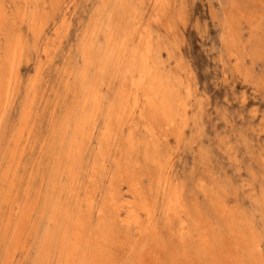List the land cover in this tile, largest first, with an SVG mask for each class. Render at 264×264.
I'll use <instances>...</instances> for the list:
<instances>
[{"label":"rangeland","instance_id":"rangeland-1","mask_svg":"<svg viewBox=\"0 0 264 264\" xmlns=\"http://www.w3.org/2000/svg\"><path fill=\"white\" fill-rule=\"evenodd\" d=\"M115 1L0 0V7H3L4 9L2 10L1 8L0 11V16L2 18L0 26V71L1 73L3 72L2 75L4 79V86L8 90V94H5L3 102L0 105V159L2 158L0 161V172H2L0 174V237L3 235L0 239V255L2 254L0 256V264H2L1 262H3V264H64L66 257L64 252L66 251L65 253H67L66 245L69 243L68 239L70 240L71 238L73 224L78 219L86 220V222H88V228L84 238L87 242L89 241V244L91 240L95 239V241L98 240L99 244L103 246V243L101 242V236H99L101 232L108 231V234H112L108 236V241L106 244H104V247H106L108 251V257L107 259H104L105 264H133L138 255L145 251L150 245H152V243H157L158 246H162V248L159 247L161 250L159 249L158 251V260L156 261L157 264H190V259H192L195 264H215V261H213L210 256L205 254V248L213 250L212 252L219 255L220 258H226V255L229 253H232L233 255L236 254L239 257L241 256L240 259L243 261L242 264H257V260L259 258L261 259H259L258 264H260V261L262 260L263 261L261 264H264V0H169V4L167 5L169 9H167V13L165 14L166 17L164 16V19L159 23H154L151 20L155 6L154 0H127V5H129V8H134L137 10V14H135L137 16L133 15V17L129 16L124 8L118 6L117 2L121 0ZM11 3H13V6H11ZM15 5L17 8L14 7ZM132 5H134V7ZM21 6L22 11L19 8ZM49 6H51V8ZM136 6L140 7L137 8ZM108 7H110V9ZM46 9L49 13L46 11ZM111 10L113 11L112 13ZM93 14L94 16H92ZM139 18H141L142 22L148 23L150 27L153 38L155 65L163 77H168L166 78L165 83H173L176 88L180 86L176 89L177 99L180 98V101L183 100L182 107L184 108H174L175 113H179L180 115L178 114L179 116L171 125L168 124L167 120L164 119L162 115L155 117L156 119L153 121V123L157 132L156 136L159 139L156 138L153 143H149L148 146L150 147H147L145 144H143V141L148 139L145 138L147 137V134L141 128V126H137L135 131H133V137L137 144L135 149L131 150L128 145V135L131 130L127 125L123 126L118 131L115 140H113L109 146H107V148L101 149L103 154H105V162L103 163L101 160L102 157L99 156L102 121L107 114L106 111H108V105L111 106L117 103L116 95L122 82L119 72L123 68H128V63H126V61H118L116 60V57H113L114 53L111 54L113 47L109 45L110 43L107 39V36L109 34L111 36L116 33L117 35L115 34L114 38L117 40V36L119 37V35L124 33L126 30L131 29L133 27L132 25H138L135 23V21H137ZM98 19L100 22H98ZM110 19L112 22H110ZM103 21L105 23H103ZM33 24H36L35 28L33 27ZM4 25H7V30L5 29ZM91 27L93 29L96 27L97 29L99 28L97 31V36L93 38L90 37V32L93 30ZM127 27L131 28L128 29ZM12 28L16 30L13 32ZM52 30L56 31L54 32ZM20 31L23 32L21 33ZM62 31L63 34L61 33ZM3 32H5L7 35L3 34ZM24 32L26 33L25 35ZM14 34L16 38L19 34V39L15 40ZM86 34L88 35L86 36ZM1 37H9L7 39L5 38V42L8 41V43H5ZM82 38L85 39L82 40ZM9 40H11V42ZM17 41L21 44L23 42L24 45L22 44V49L18 53L19 55L17 54L12 62V60L10 61L8 58V51L12 48L13 43ZM85 44L89 46L87 54L89 55L90 52L92 53L88 56L90 58H88V62L86 63L83 62ZM4 46H6V49ZM2 49H5V51L3 52ZM32 49L34 50V53ZM37 49L39 52H37ZM78 50L80 51L78 52ZM99 51L101 53H99ZM104 54L107 56V58ZM18 57L19 60H16ZM97 59L99 60L97 61ZM1 61H3L2 64ZM90 62L93 63L91 64ZM10 63L12 64L10 65ZM1 65L4 68H2ZM6 68L8 71L3 70ZM35 68L36 71H34ZM79 71H82V73ZM81 76H83L84 80L81 78ZM33 77L34 79L36 77L38 78L33 80ZM85 81L90 83L92 82L93 85H96L94 86L96 87L97 92L101 95V105L103 107L101 106L102 109L98 115L97 128L90 132L91 135H88V131V133L85 135V138L82 140L84 142H81V134H78V136L75 134V132L76 130H80V119L81 116L84 115L83 111H86L82 108L84 99L86 97L85 95L87 93ZM107 81L108 83H106ZM184 82H186L187 86L183 85L185 84ZM78 87L84 89L83 94L82 89H79ZM109 91L112 92L109 93ZM34 92L35 95L37 94L38 96H33ZM78 93H80L82 96ZM77 96L78 98H76ZM74 98H76V100ZM103 98L108 100L106 101ZM112 100H114V102ZM24 101L25 103H23ZM24 105L26 106L24 107ZM29 107L31 109H28ZM26 110H30V116L26 123L27 130L26 135H24L25 138L23 137L22 140L18 142L21 144L20 146L19 144H16L18 139V136L16 135H19L18 132L23 127V112H26ZM179 111H183L185 113L183 114V112L180 113ZM68 115L70 116L68 117ZM64 117L65 119H63ZM69 119L72 120L70 121ZM74 120L77 121L75 124ZM66 121L69 122L67 123ZM28 123L29 125H27ZM187 124L188 126H186ZM99 128L101 130H99ZM56 129L59 131L57 130L56 132ZM68 130L69 133L67 134ZM63 131L64 133H61ZM60 133L61 135L63 134L62 137L59 135ZM183 136L185 138H183ZM73 140H75V142ZM80 144L82 145L83 151L80 149L81 154L78 156L75 153L79 147L81 148ZM1 147L3 149H1ZM23 147L27 148L24 149ZM11 148L14 150V152L16 151V154L14 152L11 153ZM144 148L148 152L151 149L152 150L148 153ZM61 150L62 152H60ZM2 151L5 152L2 153ZM141 153L143 154L141 155ZM147 153L150 156H148ZM75 155L76 157H74ZM166 155L167 158H164ZM152 156H157L155 158L156 160L152 161ZM13 160L16 162L14 163ZM133 161L137 162V166L135 167L136 170L134 167H132V163L134 164ZM55 162L58 163L57 166L55 165ZM69 162L71 166H69ZM138 162L140 163V167ZM164 163H166V165ZM94 164L97 165L96 168L98 169H94L96 191L93 210L101 207L106 209L107 212L104 215H98L96 211H93L88 216H82L81 211H83L82 209L84 208V206H82V200L86 196V193L90 190L91 186L88 181V174L93 171L92 167ZM4 167H7L8 170L12 172V174ZM10 167H13L14 169ZM125 167L126 169L124 170H126V172H128L132 178L133 176L135 180L138 178L136 181L139 183L142 193H145L144 195L148 198L155 211L153 225L156 227L154 228V232L150 231L143 235L144 232L141 228H138L133 224L128 225L123 222L125 219L123 217L127 216V213L125 214L126 209H119L118 212H114L113 210L111 211L108 209L106 205L105 198L108 195L106 192L109 193V189L111 188L110 185H108L109 182H111V179L113 182L112 186L115 188L120 199L129 198L127 193L128 190L126 191V177L119 176L120 171ZM139 169L144 171H140ZM150 169H152L153 172H151L152 170L149 171ZM3 170L8 174L7 178L6 173L4 174ZM84 170H86V172ZM13 173H15V175H13ZM67 175H69L68 178ZM158 175L162 178L164 177L169 185H173L172 187H177V189L180 190L182 201L184 200L183 203L185 206H187L186 208L190 212V216L188 217V225L186 227V234L188 235H184L186 238L184 240L185 244H183V247L181 246L180 240H178V238L181 239V234L178 233L180 226L178 220L179 217L173 220H168L166 218V194L164 195L163 190L158 185ZM11 176L13 179H11ZM18 176L20 178H18ZM71 177L73 178L72 181ZM8 178L10 179L11 183L8 182ZM198 179H202V182ZM13 180L17 182L15 183ZM198 181L202 184L199 185ZM43 186L44 188H42ZM81 187L83 188L81 189ZM69 188L71 190H69ZM152 189L153 192H151ZM159 189L162 190V193ZM155 190H158V192ZM2 191H5V193ZM52 191L56 193L53 195ZM16 194H18V196ZM32 195L33 197L35 196L33 199ZM162 195L164 197H162ZM68 197L71 199V201L68 199ZM48 198L49 200H47ZM211 199L213 201H210ZM157 202H159V204ZM211 202L215 204H212ZM101 203L103 205H101ZM4 204L6 205L5 207ZM70 204L72 205L70 206ZM14 205L16 209L14 208ZM158 208L160 210H158ZM200 208L202 209L200 210ZM37 209L38 213L36 211ZM191 209L192 211H190ZM196 214H198V216ZM15 215L20 217H16ZM9 218H11V220H9ZM58 220H61V223H59ZM166 221L168 223H166ZM234 221L237 226L233 224ZM230 222H232V224ZM219 223H222V226L219 225ZM229 223L231 226L233 225L234 228L236 226L234 232L232 229L233 227H231ZM12 225L15 228H12ZM39 225L40 227H38ZM62 226L63 230L61 229ZM97 226L99 230H97ZM126 227L129 231L126 230ZM217 229L220 230V232ZM55 231V234L59 236L61 235L60 238H58L59 236L57 235L55 236ZM51 232L52 235H50ZM58 233H62L64 236ZM221 233H223L225 237ZM124 234L127 237L122 239V235ZM66 237L69 238L66 239ZM242 237H246L249 241H253L258 244V252L255 251L253 255L255 257L252 256L251 258V256H248L245 253L243 247H241ZM135 238L136 240H134ZM220 238H222L221 241ZM60 239L61 241H59ZM120 239L121 242H119ZM224 240H227L228 242ZM125 242L127 243L128 248H126L125 251L118 249V245L125 244ZM225 242L228 246H225ZM186 243L187 246H185ZM164 244L167 245V248L164 247ZM233 245L236 246L233 248ZM127 251L131 255H129ZM242 255H244V258ZM52 256L53 258L51 259ZM76 257L77 258L73 264H86L81 262V251L76 252ZM254 260H256V262Z\"/></svg>","mask_w":264,"mask_h":264},{"label":"bare ground","instance_id":"bare-ground-1","mask_svg":"<svg viewBox=\"0 0 264 264\" xmlns=\"http://www.w3.org/2000/svg\"><path fill=\"white\" fill-rule=\"evenodd\" d=\"M24 1V0H23ZM28 1V0H27ZM33 1V0H32ZM41 1V0H40ZM44 1V0H43ZM97 1V0H96ZM115 1V0H114ZM108 2V1H107ZM111 2V1H110ZM116 2V1H115ZM17 3V2H16ZM15 3V4H16ZM28 3V2H27ZM37 3V2H36ZM39 3V2H38ZM114 3V2H113ZM140 3H142V2H140ZM177 3V2H176ZM179 3V2H178ZM7 4V3H6ZM12 5L11 6H13V3H11ZM24 4V3H23ZM101 4H102V1H101ZM115 4V3H114ZM117 4H118V6L119 7H122V8H124V10L129 14V16H132L133 17V15H135V14H137V10H135L134 8H129V5H127L128 3H127V0H121V1H118L117 2ZM154 4H155V6H154V9H153V13H152V16H151V20L154 22V23H159V22H161L163 19H164V16L166 17V13H167V9H169L168 8V4H169V0H154ZM1 5V4H0ZM18 5V4H17ZM20 5V4H19ZM45 5V4H44ZM50 5V4H49ZM110 5V4H109ZM116 5V4H115ZM136 5V4H135ZM110 6H112V5H110ZM133 7H134V5H132ZM151 6V5H150ZM14 7H16V5L14 6ZM32 7V6H31ZM47 7V6H46ZM50 8H51V6H49ZM137 7V6H136ZM138 7H140V6H138ZM137 7V8H138ZM1 8H2V10H4L3 9V7H0V11H1ZM17 8V7H16ZM20 8V10H21V8H22V6L21 7H19ZM59 8V7H58ZM62 8V7H61ZM73 8V7H72ZM109 9H110V7H108ZM113 8V7H112ZM141 8H142V6H141ZM10 9H12V8H10ZM118 9V8H117ZM134 9V10H133ZM172 9V8H171ZM7 10V9H6ZM19 10V11H20ZM59 10H61V9H59ZM59 10H58V12H59ZM99 10H101V9H99ZM140 10V9H139ZM174 10V9H173ZM182 10V9H181ZM22 11V10H21ZM24 11V10H23ZM46 11H47V9H46ZM109 11V10H108ZM120 11V10H119ZM118 11V12H119ZM143 11V10H142ZM48 12V11H47ZM55 12V11H54ZM104 12V11H103ZM113 11L111 10V13H112ZM180 12V11H179ZM183 12V11H182ZM181 12V13H182ZM1 13H3V12H1ZM25 13V12H24ZM49 13V12H48ZM60 13V12H59ZM72 13V12H71ZM70 13V14H71ZM74 13V12H73ZM99 13V12H98ZM4 14H5V11H4ZM54 14V13H53ZM110 14V13H109ZM120 14V13H119ZM142 14H143V12H142ZM3 15V14H2ZM58 15H60V14H58ZM112 15H114V14H112ZM116 15H117V12H116ZM127 15V14H126ZM174 15H176V14H174ZM49 16V15H48ZM68 16V15H67ZM92 16H94V14L92 15ZM122 16V15H121ZM123 16H124V13H123ZM135 16H137V15H135ZM149 16V15H148ZM177 16V15H176ZM5 17V16H4ZM24 17V16H23ZM66 17V16H65ZM109 17H110V15H109ZM146 17V16H145ZM171 17V16H170ZM38 18V17H37ZM56 18V17H55ZM69 18V17H68ZM99 18H101V17H99ZM144 18V17H143ZM178 18V17H177ZM1 16H0V26H1ZM20 19V18H19ZM32 19V18H31ZM35 19V18H34ZM106 19H107V17H106ZM150 19V18H149ZM173 19V18H172ZM69 20H71V19H69ZM99 20V19H98ZM105 20V19H104ZM111 20V19H110ZM18 21H20V20H18ZM89 21H91V20H89ZM115 21V20H114ZM131 21V20H130ZM175 21V20H174ZM71 22V21H70ZM98 22H100V20L98 21ZM110 22H112V20L110 21ZM151 22V21H150ZM33 23V22H32ZM31 23V24H32ZM69 23V22H68ZM92 23V22H91ZM91 23H89V24H91ZM103 23H105L104 21H103ZM125 23V22H124ZM128 23H129V19H128ZM135 23H137L138 25H136V24H134V25H132L133 27L131 28V27H127L128 29L129 28H131V29H129V30H126L124 33H122L121 35H119V37L117 36V40H116V38H114V35L116 34H114V35H111L110 36V34L107 36V39H108V41H109V45H111L112 47H113V49L111 50V54L112 53H114L113 54V57H116V60H118V61H126V63H128V68H126L125 66V68L126 69H122L119 73H120V75H121V78H122V82H121V86H120V88H118L117 89V87H116V89L118 90V92H117V95H116V97H117V103H115V105H108V111H106L107 112V114L105 115L104 113V115H105V118H104V120L102 121V131H101V137H100V143H99V149H100V154H99V156L100 157H102L101 158V160H102V162L104 163L105 162V159H104V156H105V154H103V152H102V150L101 149H103V148H107V146H109V144L113 141V140H115V138H116V135H117V133H118V131L123 127V126H125V125H127L128 127H129V129L131 130L130 131V133H129V137H128V145H129V148L131 149V150H134L135 149V147H136V144H137V142L135 141V139H134V137H133V131H135V128H137V126H141V128L145 131V133L147 134V137H145V138H148V139H146V140H144L143 141V144H145L147 147H150V146H148V144L149 143H153L155 140H156V138H157V132H156V129H155V127H154V123H153V121L156 119L155 117L156 116H159V115H162V117L164 118V119H166L167 120V122H168V124L169 125H171V124H173L174 123V120H176L177 119V117L180 115L179 113V115L177 114V113H175V111H174V108L176 107H179V108H184V107H182L183 106V100L182 101H180L179 99H177V93H176V89L178 88V87H180V86H178L177 88L173 85V83L172 84H170V83H165V80H166V78H168V77H163L160 73H159V71H158V68L156 67V65H155V61H154V50H153V38H152V35H151V31H150V27H149V25H148V23H145V22H142L141 21V18H139L137 21H135ZM50 24V23H49ZM67 24V23H66ZM114 24V23H113ZM112 24V25H113ZM119 24V23H118ZM117 24V25H118ZM123 24V23H122ZM127 24V23H126ZM130 24H131V22H130ZM22 25V24H21ZM53 25V24H52ZM107 25V24H106ZM154 25V24H153ZM175 25V24H174ZM5 26V29H6V26L7 25H4ZM20 26V25H19ZM35 26H36V24H33V27L35 28ZM46 26V25H45ZM44 26V27H45ZM94 26V25H93ZM92 26V27H93ZM105 26V25H104ZM114 26V25H113ZM116 26V25H115ZM121 26V25H120ZM156 26V25H155ZM41 27H42V25H41ZM91 27V28H92ZM97 27H98V25H97ZM97 27L96 28H92L93 30L90 32V37H95V36H97V31H98V29H97ZM122 27V26H121ZM46 28V27H45ZM91 28H89V29H91ZM159 28V27H158ZM172 28H173V25H172ZM171 28V29H172ZM5 29H4V31H5ZM13 29V28H12ZM53 29V28H52ZM66 29V28H65ZM65 29H63V30H65ZM97 29V30H96ZM169 29V28H168ZM7 30V29H6ZM14 30H16V29H13V32H14ZM23 30V29H22ZM48 30V29H47ZM70 30V29H69ZM116 30H118V29H116ZM125 30V29H124ZM123 30V31H124ZM166 30V29H165ZM10 31H12V30H10ZM18 31V30H17ZM24 31V30H23ZM22 31V32H23ZM52 31H56V30H52ZM84 31V30H83ZM105 31V30H104ZM108 31V30H107ZM111 31V30H110ZM12 32V33H13ZM21 32V31H20ZM21 32V33H22ZM53 32V33H54ZM70 32V31H69ZM115 32V31H114ZM116 32H118V31H116ZM121 32H122V30H121ZM175 32V31H174ZM35 33V32H34ZM40 33V32H39ZM47 33V32H46ZM62 34H63V31L61 32ZM86 33V32H85ZM109 33V32H108ZM3 34H5V32H3ZM17 34V33H16ZM26 33L24 32V35H25ZM43 34V33H42ZM56 34V33H55ZM66 34V33H65ZM101 34V33H100ZM169 34V33H168ZM5 35H7V34H5ZM23 35V36H24ZM41 35V34H40ZM88 34H86V36H87ZM99 35V34H98ZM102 35V34H101ZM100 35V36H101ZM117 35V34H116ZM173 35H174V33H173ZM14 36H15V34H14ZM18 36H19V34H18ZM17 36V38H16V36H15V40L16 39H19V37ZM47 36V35H46ZM62 36V35H61ZM60 36V37H61ZM11 37H12V35H11ZM40 37V36H39ZM39 37H38V39H39ZM63 37V36H62ZM103 37H104V35H103ZM102 37V38H103ZM2 38V37H1ZM5 38L7 39V38H9V37H4V38H2L3 40H4V42H5ZM44 38V37H43ZM48 38V37H47ZM46 38V39H47ZM91 38V39H92ZM97 38V37H96ZM95 38V39H96ZM14 39H11V40H14ZM24 39V38H23ZM28 39V38H27ZM59 39V38H58ZM63 39V38H62ZM83 39H85V38H82V40ZM11 40H9L10 42H11ZM37 40V39H36ZM42 40V39H41ZM51 40V39H50ZM60 40V39H59ZM89 40H90V38H89ZM98 40V39H97ZM20 41V40H19ZM44 41H46V40H44ZM53 41V40H52ZM93 41H94V39H93ZM100 41V40H99ZM107 41V42H108ZM3 42V41H2ZM7 43H8V41H6ZM5 42V43H6ZM21 42V41H20ZM20 42H15V43H13V46H12V48L10 49V47H9V51H8V58L10 59V61L12 60V62H13V60H14V57L21 51V49H22V46L24 45L23 44V42H22V44L20 43ZM43 42V41H42ZM59 42V41H58ZM86 42V41H85ZM101 42V41H100ZM162 42V41H161ZM41 43V42H40ZM52 43V42H51ZM59 43H61V42H59ZM83 43H84V41H83ZM102 43V42H101ZM30 44V43H29ZM47 44V43H46ZM53 44V43H52ZM62 44V43H61ZM99 44V43H98ZM103 44V43H102ZM3 45H5V44H3ZM26 45V44H25ZM38 45V44H37ZM43 45H45V44H43ZM101 45V44H100ZM7 46V45H6ZM6 46H4V48L6 47ZM27 46V45H26ZM46 46V45H45ZM44 46V47H45ZM50 46V45H49ZM102 46V45H101ZM100 46V47H101ZM155 46V45H154ZM1 47V46H0ZM31 47V46H30ZM60 47V46H59ZM38 48H39V46H38ZM50 48V47H49ZM79 48H80V45H79ZM83 48V47H82ZM84 48H85V51H84V56H83V62H88V58H90V57H88L90 54H92L91 52L89 53V55L87 54V50H88V48H89V46L87 45V44H85V46H84ZM83 48V49H84ZM99 48V47H98ZM97 48V49H98ZM102 48V47H101ZM108 48H109V46H108ZM107 48V49H108ZM167 48V47H166ZM6 49V48H5ZM5 49H2L3 50V52L5 51ZM45 49H46V47H45ZM60 49V48H59ZM96 49V48H95ZM106 49V48H105ZM28 50V49H27ZM33 50V49H32ZM80 50H78V52H79ZM83 51V50H82ZM89 51H91V50H89ZM94 51V50H93ZM7 52V51H6ZM37 52H39L38 51V49H37ZM36 52V53H37ZM41 52V51H40ZM48 52H49V50H48ZM53 52H54V50H53ZM104 52H105V50H104ZM24 53V52H23ZM30 53V52H29ZM33 53H34V50H33ZM50 53V52H49ZM97 53V52H96ZM99 53H101L100 51H99ZM107 53V52H106ZM155 53H156V51H155ZM164 53V52H163ZM27 54V53H26ZM39 54V53H38ZM37 54V55H38ZM48 54V53H47ZM109 54V53H108ZM7 55V54H6ZM19 55V54H18ZM31 55V54H30ZM45 55V54H44ZM51 55V54H50ZM96 55V54H95ZM105 55V54H104ZM161 55V54H160ZM21 56H22V54H21ZM24 56V55H23ZM53 56H54V54H53ZM93 56V55H92ZM99 56H101V55H99ZM103 56V55H102ZM106 56V55H105ZM28 57V56H27ZM77 57H78V54H77ZM20 58H22V57H20ZM24 58V57H23ZM44 58H45V56H44ZM50 58V57H49ZM106 58H107V56H106ZM19 60V57L18 58H16V60ZM40 59V58H39ZM52 59V58H51ZM54 59V58H53ZM92 59H93V57H92ZM91 59V60H92ZM102 59H103V57H102ZM28 60H29V58H28ZM48 60V59H47ZM99 59H97V61H98ZM109 60V59H108ZM114 60H115V58H114ZM21 61V60H20ZM25 61H26V58H25ZM90 61V60H89ZM95 61V60H94ZM2 62L3 61H1V64H2ZM23 62V61H22ZM30 62V61H29ZM28 62V63H29ZM106 62V61H105ZM5 63V62H4ZM25 63H27V62H25ZM47 63V62H46ZM91 64L93 63V62H90ZM89 63V64H90ZM100 63H102V62H100ZM108 63V62H107ZM12 63H10V65H11ZM14 64V63H13ZM17 64H20V63H17ZM82 64V63H81ZM103 64V63H102ZM120 64V63H119ZM16 65V64H15ZM36 65H37V63H36ZM41 65V64H40ZM84 65V64H83ZM117 65V64H116ZM121 65V64H120ZM2 66V65H1ZM5 66V65H4ZM9 66V65H8ZM8 66H7V68H8ZM44 66V65H43ZM89 66V65H88ZM93 66V65H92ZM161 66V65H160ZM159 66V67H160ZM46 67V66H45ZM83 67V66H82ZM85 67V66H84ZM100 67H101V64H100ZM111 67H112V65H111ZM120 67H122V66H120ZM164 67V66H163ZM2 68H4L3 66H2ZM3 69V70H7L8 71V69ZM13 68V67H12ZM16 68V67H15ZM89 68H90V66H89ZM96 68V67H95ZM108 68V67H107ZM114 68V67H113ZM162 68V67H161ZM43 69V68H42ZM80 69H81V66H80ZM85 69H87V68H85ZM112 69V68H111ZM10 70H11V68H10ZM91 70H92V68H91ZM102 70V69H101ZM34 71H36V68L34 69ZM44 71H45V69H44ZM104 71V70H103ZM20 72V71H19ZM80 72V71H79ZM78 72V73H79ZM84 72V71H83ZM100 72V71H99ZM113 72V71H112ZM112 72H111V74H112ZM3 73V72H2ZM2 73H1V71H0V105L2 104V102H3V98H4V96H5V94L8 92V90L6 89V87L4 86V79H3V75H2ZM11 73V72H10ZM80 73H82V71L80 72ZM69 74V73H68ZM174 74V73H173ZM179 74V73H178ZM34 75V74H33ZM38 75V74H37ZM80 75V74H79ZM102 75V74H101ZM106 75V74H105ZM113 75V74H112ZM112 75H110V76H112ZM171 75V74H170ZM187 75V74H186ZM39 76H40V74H39ZM97 76V75H96ZM35 77V76H34ZM34 77H33V80H35V79H37L38 77H36L35 79H34ZM98 77V76H97ZM120 77V76H119ZM188 77V76H187ZM81 78L83 79V76H81ZM96 78V77H95ZM115 78V77H114ZM189 78V77H188ZM9 79V78H8ZM81 79V80H82ZM88 79V78H87ZM90 79V78H89ZM103 79V78H102ZM174 79H175V76H174ZM183 79V78H182ZM14 80V79H13ZM39 80V79H38ZM37 80V81H38ZM84 80V79H83ZM95 80V79H94ZM99 80V79H98ZM109 80V79H108ZM16 81V80H15ZM18 81V80H17ZM32 81V80H31ZM68 81V80H67ZM119 81V80H118ZM176 81V80H175ZM181 81V80H180ZM187 81V80H186ZM10 82V81H9ZM40 82H42V81H40ZM81 82V81H80ZM18 83V82H17ZM38 83V82H37ZM84 83V82H83ZM97 83V82H96ZM100 83V82H99ZM106 83H108V81L106 82ZM176 83V82H175ZM180 83V82H179ZM185 84H183V85H186L187 86V84H186V82H184ZM15 84V83H14ZM31 84H32V82H31ZM40 84V83H39ZM80 84V83H79ZM113 84V83H112ZM118 84H119V82H118ZM18 85V84H17ZM42 85V84H41ZM81 85V84H80ZM79 85V86H80ZM85 85L87 86H84V87H86V90H87V93H86V97H85V99H84V102H83V106H82V108L84 109V110H86V111H83L84 112V115H82L81 116V124H80V130L78 131V130H76V132H75V130H74V132H75V134L76 135H78V134H81V142H84V141H82L84 138H85V135L88 133V131H89V133H88V135H91V131L92 130H94L95 128H97V125H98V115H99V112H100V110L102 109L101 108V102H102V98H101V95L97 92V89H96V85L94 86L93 84H92V82L90 83V82H87V81H85ZM176 85H177V83H176ZM182 85V86H183ZM37 86V85H36ZM35 86V87H36ZM66 86V85H65ZM82 86H83V84H82ZM17 87V86H16ZM104 87H106V86H104ZM108 87V86H107ZM112 87V86H111ZM79 89L81 88V87H78ZM187 88V87H186ZM12 89V88H11ZM67 89V88H66ZM78 89V90H79ZM82 89V88H81ZM99 89V88H98ZM111 89V88H110ZM182 89V88H181ZM18 90V89H17ZM36 90V89H35ZM75 90V89H74ZM73 90V91H74ZM107 90H108V88H107ZM107 90H106V92H107ZM116 90V91H117ZM12 91V90H11ZM13 91H14V88H13ZM19 91V90H18ZM190 91V90H189ZM20 92H22V91H20ZM66 92V91H65ZM80 92H81V90H80ZM83 92H84V89H82V94H83ZM110 92H112V91H109V93ZM37 93V92H36ZM188 93V92H187ZM8 94V93H7ZM32 94V93H31ZM78 94H80V93H78ZM180 94V93H179ZM22 95V94H21ZM35 95V92H34V94H33V96ZM37 95V94H36ZM35 95V96H36ZM40 95H41V93H40ZM81 95V94H80ZM108 95V94H107ZM111 95V94H110ZM184 95V94H183ZM38 96V95H37ZM65 96V95H64ZM82 96V95H81ZM80 96V97H81ZM186 96V95H185ZM15 97V96H14ZM72 97V96H71ZM74 97V96H73ZM106 97V96H105ZM113 97V96H112ZM111 97V98H112ZM12 98V97H11ZM27 98V97H26ZM25 98V99H26ZM41 98V97H40ZM76 98H78V96L76 97ZM76 98H74L75 100H76ZM83 98V97H82ZM104 99V98H103ZM114 99V98H113ZM188 99V98H187ZM6 100V99H5ZM26 100H28V99H26ZM36 100V99H35ZM82 100V99H81ZM104 100H106V99H104ZM108 100V99H107ZM106 100V101H107ZM184 100H185V98H184ZM17 101V100H16ZM34 101V100H33ZM40 101V100H39ZM69 101H71V100H69ZM113 102H114V100H112ZM111 101V102H112ZM9 102H10V100H9ZM32 102V101H31ZM81 102V101H80ZM11 103V102H10ZM23 103H25V101L23 102ZM28 103V102H27ZM26 103V104H27ZM33 103V102H32ZM73 103V102H72ZM5 104H6V102H5ZM187 104V103H186ZM107 105V104H106ZM188 105V104H187ZM2 106H4V105H2ZM26 105H24V107H25ZM30 106V105H29ZM68 106H69V104H68ZM10 107V106H9ZM19 107H20V105H19ZM24 107H23V110H24ZM103 107V106H102ZM106 107V106H105ZM186 107V106H185ZM6 108V107H5ZM38 108V107H37ZM1 109V108H0ZM28 109H31L30 107L28 108ZM80 110V109H79ZM106 110H107V108H106ZM176 110V109H175ZM7 111V110H6ZM9 111V110H8ZM79 112V111H78ZM180 113L181 112H183V111H179ZM185 112H183V114H184ZM64 114H65V111H64ZM68 114V113H67ZM4 115V114H3ZM186 115V114H185ZM1 116H2V114H1ZM21 116H22V114H21ZM29 116H30V110H26V112H23V127L20 129V131L18 132L19 133V135H16V136H18V139H17V142H16V144H19L20 146H21V144L20 143H18L20 140H22V138L24 137V135H26V130H27V126H26V123H27V121L29 120ZM70 115H68V117H69ZM101 116V115H100ZM182 116V115H181ZM35 117V116H34ZM77 117V116H76ZM79 117V116H78ZM103 117V116H102ZM185 117V116H184ZM22 118V117H21ZM75 118V117H74ZM180 118V117H179ZM19 119H20V117H19ZM63 119H65V117L63 118ZM76 119V118H75ZM70 120V119H69ZM72 120V119H71ZM70 120V121H71ZM78 120V119H77ZM9 121H10V119H9ZM64 121V120H63ZM75 121V120H74ZM8 122V121H7ZM33 122V121H32ZM67 122V121H66ZM65 122V123H66ZM69 122V121H68ZM67 122V123H68ZM77 121H75L74 122V124L76 123ZM78 123H80V122H78ZM64 124V123H63ZM179 124V123H178ZM185 124V123H184ZM184 124H181V125H184ZM27 125H29V123L27 124ZM78 125V124H77ZM101 125V124H100ZM190 125V124H189ZM5 126H6V124H5ZM8 126V125H7ZM9 126H10V124H9ZM34 126V125H33ZM64 126V125H63ZM67 126H68V124H67ZM66 126V127H67ZM186 126H188V124L186 125ZM21 127V126H20ZM31 127H32V123H31ZM30 127V128H31ZM60 127V126H59ZM59 127H58V129H59ZM29 128V129H30ZM76 128V127H75ZM58 129H56V132H57V130ZM65 129V128H64ZM77 129V128H76ZM100 128H99V130H101ZM178 129H179V126H178ZM181 129V128H180ZM53 130V129H52ZM62 130V129H61ZM97 130V129H96ZM141 130V129H140ZM59 131V130H58ZM164 131V130H163ZM30 132V131H29ZM52 132V131H51ZM73 132V133H74ZM137 132V131H136ZM135 132V133H136ZM141 132V131H140ZM7 133H8V131H7ZM61 133H64V131L63 132H61ZM61 133L59 134V135H61ZM66 133V132H65ZM69 133V130H68V132H67V134ZM181 133V132H180ZM4 134V133H3ZM27 134H28V132H27ZM51 134V133H50ZM71 134H72V132H71ZM7 135V134H6ZM5 135V136H6ZM63 135V134H62ZM62 135H61V137H62ZM138 135V134H137ZM143 135V134H142ZM179 135V134H178ZM185 135V134H184ZM71 136V135H70ZM79 136V135H78ZM160 136V135H159ZM27 137V136H26ZM72 137V136H71ZM2 138V137H1ZM12 138V137H11ZM17 138V137H16ZM25 138V137H24ZM76 138V137H75ZM90 138V137H89ZM167 138V137H166ZM183 138H185L184 136H183ZM182 138V139H183ZM3 139V138H2ZM1 139V140H2ZM61 139V138H60ZM78 139V138H77ZM98 139V138H97ZM141 139V138H140ZM157 139H159V138H157ZM26 140V139H25ZM31 140V139H30ZM58 140V139H57ZM137 140V139H136ZM4 141H5V138H4ZM27 141V140H26ZM59 141H61V140H59ZM74 142H75V140H73ZM158 141V140H157ZM25 142V141H24ZM50 142V141H49ZM74 142H73V144H74ZM78 142V141H77ZM97 142V141H96ZM99 142V141H98ZM140 142V141H139ZM175 142V141H174ZM3 143H6V142H3ZM2 143V144H3ZM57 143V142H56ZM61 143H63V142H61ZM23 144V143H22ZM60 144V143H59ZM82 144V143H81ZM80 144V145H81ZM95 144V143H94ZM93 144V145H94ZM158 144V143H157ZM164 144H166V143H164ZM24 145V144H23ZM26 145H28V144H26ZM57 145V144H56ZM156 145V144H155ZM162 145V144H161ZM87 146V145H86ZM91 146V145H90ZM163 146V145H162ZM171 146H172V144H171ZM174 146V145H173ZM3 147H4V145H3ZM28 147V146H27ZM27 147H25V148H27ZM61 147V146H60ZM74 147H75V145H74ZM77 147H79V146H77ZM147 147H145L146 149H148ZM168 147V146H167ZM166 147V148H167ZM176 147V146H175ZM16 148V147H15ZM24 148V147H23ZM24 148V149H25ZM63 148H64V146H63ZM128 148V149H129ZM144 148V149H145ZM162 148V147H161ZM164 148V147H163ZM166 148H165V151H166ZM1 149H3L2 147H1ZM12 149V148H11ZM13 149H14V146H13ZM10 150L11 151V153H13L14 152V150ZM20 149V148H19ZM60 149V148H59ZM73 149V148H72ZM80 149L82 150V145H81V148L79 147V149L76 151V155H78V156H80L79 154H81L80 153ZM87 149H88V147H87ZM92 149H94V148H92ZM91 149V150H92ZM143 149V150H144ZM145 149V150H146ZM154 149V148H153ZM168 149H169V147H168ZM20 150H22V149H20ZM53 150V149H52ZM64 150V149H63ZM66 150V149H65ZM152 150V149H151ZM151 150L149 151V152H151ZM161 150V149H160ZM75 151V150H74ZM83 151V150H82ZM90 151V150H89ZM96 151V150H95ZM147 151V150H146ZM161 151H163V150H161ZM164 151V152H165ZM5 152V151H4ZM3 151H2V153H4ZM16 152V151H15ZM14 152V153H15ZM18 152H19V150H18ZM60 152H62V150L60 151ZM85 152V151H84ZM97 152V151H96ZM148 152V151H147ZM148 152V153H149ZM174 152H176V151H174ZM21 153V152H20ZM138 153V152H137ZM147 153V154H148ZM158 153V152H157ZM161 153V152H160ZM168 153V152H167ZM10 154V153H9ZM8 154V155H9ZM16 154V153H15ZM14 154V155H15ZM22 154V153H21ZM63 154V153H62ZM83 154V153H82ZM143 153H141V155H142ZM173 154V153H172ZM13 155V156H14ZM18 155V154H17ZM59 155H60V153H59ZM76 155L74 156V157H76ZM151 155H152V153H151ZM69 156V155H68ZM88 156V155H87ZM97 156V155H96ZM148 156H150L149 154H148ZM162 156V155H161ZM1 157V156H0ZM11 157V156H10ZM24 157V156H23ZM89 157V156H88ZM91 157V156H90ZM143 157V156H142ZM153 158H152V161H154V160H156L155 158L157 157H154V156H152ZM159 157H160V155H159ZM158 157V158H159ZM4 158V157H3ZM7 158H8V156H7ZM6 158V159H7ZM18 158V157H17ZM16 158V159H17ZM62 158V157H61ZM72 158V157H71ZM78 158V157H77ZM81 158V157H80ZM79 158V159H80ZM95 158V157H94ZM137 158V157H136ZM144 158V157H143ZM143 158H142V160H143ZM164 158H167V155H166V157H164ZM2 159V158H1ZM1 159H0V161H1ZM15 159V160H16ZM93 159V158H92ZM134 159V158H133ZM149 159V158H148ZM163 159V158H162ZM174 159V158H173ZM4 160V159H3ZM10 160H12V159H10ZM88 160V159H87ZM97 160V159H96ZM141 160V159H140ZM150 160V159H149ZM148 160V161H149ZM168 160H170V159H168ZM14 161V160H13ZM65 161V160H64ZM67 161V160H66ZM70 161V160H69ZM89 161V160H88ZM97 161H99V160H97ZM166 161V160H165ZM5 162H6V160H5ZM16 161H14V163H15ZM23 162V161H22ZM56 162H57V160H56ZM55 162V163H56ZM71 162H72V160H71ZM85 162V161H84ZM134 162V161H133ZM54 163V162H53ZM52 163V164H53ZM62 163V162H61ZM68 163V162H67ZM89 163V162H88ZM87 163V164H88ZM99 163V162H98ZM103 163H102V165H103ZM106 163H107V161H106ZM132 163V162H131ZM139 163V162H138ZM151 163V162H150ZM163 163V162H162ZM169 163V162H168ZM172 163V162H171ZM19 164V163H18ZM57 164L58 163H56L55 165L57 166ZM69 164H70V162H69ZM129 164V163H128ZM165 165H166V163H164ZM5 165H6V163H5ZM4 165V166H5ZM11 165V164H10ZM9 165V166H10ZM15 165V164H14ZM14 165H13V167H14ZM84 165H86V164H84ZM84 165H83V167H84ZM101 165V166H102ZM139 165V167H140V163L138 164ZM69 166H71V164L69 165ZM82 166V165H81ZM96 164H94L93 165V167H92V169H93V171L91 172V173H89L88 174V181H89V183H90V190L86 193V196L84 197V199L82 200V206H84V208L82 209L83 211H81V214H82V216L83 215H85V216H88L90 213H92L93 211H96L97 212V214L98 215H104L106 212H107V210L106 209H103V208H101V207H99V208H96V210H93L94 209V201H95V191H96V186H95V174H94V169L96 168ZM105 166V165H104ZM124 166V165H123ZM137 166V162H134V164L132 163V167H136ZM141 166H142V164H141ZM172 166V165H171ZM0 167H1V165H0ZM13 167H10V168H12V169H14ZM55 167V166H54ZM60 167V166H59ZM62 167V166H61ZM68 167V166H67ZM72 167H74V166H72ZM90 167H91V165H90ZM99 167V166H98ZM131 167V168H132ZM165 167V166H164ZM4 168H6L7 170H8V168L7 167H4ZM69 168V167H68ZM81 168V167H80ZM100 168V167H99ZM104 168V167H103ZM128 168V167H127ZM148 168V167H147ZM154 168V167H153ZM2 169V168H1ZM65 169V168H64ZM73 169V168H72ZM72 169H70V170H72ZM76 169V168H75ZM84 169H85V167H84ZM96 169H98V168H96ZM124 169H126V167L125 168H123L121 171H120V174H119V176H121V177H123V176H125L126 177V184H127V189H126V191L128 190V195H129V198L128 199H120V197L118 196V194H117V192H116V190H115V188L112 186L113 185V182H112V179H111V182H109V184L108 185H110V189H109V193L108 192H106L108 195H107V197L106 196H104V197H106L105 198V201H106V205H107V207H108V209H110L111 211L113 210L114 212L115 211H117L118 212V210L119 209H126V212H125V214L127 213V216L126 217H123V218H125L124 220H123V222L124 223H126V224H128V225H130V224H133V225H135L136 227H138V228H141L142 229V231L144 232V234L143 235H145V233H148V232H150V231H152V232H154V228L156 227H154V225H153V219H154V216H155V211H154V209H153V207H152V205H151V203L149 202V200H148V198L142 193V191H141V189H140V187H139V183H137V179L135 180V178H134V176H133V178L131 177V175H129V173L128 172H126V170H124ZM143 169H144V167H143ZM160 169H161V167H160ZM54 170V169H53ZM57 170V169H56ZM77 170V169H76ZM80 170V169H79ZM82 170V169H81ZM91 170V169H90ZM135 170H136V168H135ZM140 170V169H139ZM152 169H150L149 171H151ZM167 170V169H166ZM8 171H10V170H8ZM59 171V170H58ZM85 172H86V170H84ZM128 171H129V169H128ZM140 171H144V170H140ZM3 172H4V174L6 173V171H4L3 170ZM15 172V171H14ZM74 172H75V170H74ZM80 172V171H79ZM99 172V171H98ZM108 172V171H107ZM151 172H153V170L151 171ZM159 172H160V170H159ZM2 172H0V174H1ZM9 173V172H8ZM10 173L12 174V172L10 171ZM59 173V172H58ZM69 173V172H68ZM97 173V172H96ZM172 173V172H171ZM210 173V172H209ZM3 174V175H4ZM10 174V175H11ZM18 174V173H17ZM55 174V173H54ZM62 174H63V172H62ZM66 174V173H65ZM77 174V173H76ZM99 174V173H98ZM105 174V173H104ZM133 174V173H132ZM149 174H151V173H149ZM160 174V173H159ZM165 174V173H164ZM13 175H15V173H13ZM51 175V174H50ZM69 175H70V173H69ZM69 175H67V178H68V176ZM153 175V174H152ZM72 176V175H71ZM80 176H81V174H80ZM141 176V175H140ZM156 176V175H155ZM159 176V175H158ZM3 177V176H2ZM5 177V176H4ZM8 177V174L6 173V178ZM51 177V176H50ZM78 177V176H77ZM110 177H112V176H110ZM0 178H1V176H0ZM15 178H16V176H15ZM18 178H20L19 176H18ZM57 178H58V176H57ZM97 178V177H96ZM143 178V177H142ZM167 178V177H166ZM173 178H176V177H173ZM205 178H206V176H205ZM4 179V178H3ZM11 179H13L12 178V176H11ZM72 177H71V181H72ZM81 179V178H80ZM157 182H158V185L160 186V188L163 190V192H164V195H165V199H166V203H165V215H166V218L168 219V220H173V219H176L177 217H179V223H180V226H179V234H181V239H179L178 238V240H180V242H181V246L183 247V244H185V238L186 237H184V235L186 236V235H188V234H186V227H187V225H188V217L190 216V212H189V210L186 208L187 206H185L184 205V203H183V201H182V197H181V192H180V190L179 189H177V187H172L171 185H169V183H167V180L163 177H157ZM15 180V179H14ZM13 180V181H14ZM51 180V179H50ZM84 180V179H83ZM140 180V179H139ZM145 180V179H144ZM170 180V179H169ZM198 180H202V179H198ZM64 181V180H63ZM8 182L9 183H11L10 182V179L8 178ZM15 182V181H14ZM17 182V181H16ZM15 182V183H16ZM66 182V181H65ZM83 182V181H82ZM97 182V181H96ZM202 182V181H201ZM2 183V182H1ZM61 183V182H60ZM73 183V182H72ZM198 183H199V181H198ZM13 184V183H12ZM65 184V183H64ZM79 184V183H78ZM115 184V183H114ZM153 184V183H152ZM172 184V183H171ZM200 184H202V183H199V185ZM204 184V183H203ZM7 185V184H6ZM28 185V184H27ZM45 185V184H44ZM59 185V184H58ZM73 185V184H72ZM87 185V184H86ZM98 185V184H97ZM211 185V184H210ZM11 186V185H10ZM68 186H69V183H68ZM126 186V185H125ZM154 186V185H153ZM158 186V187H159ZM204 186V185H203ZM62 187H64V186H62ZM84 187H86V186H84ZM185 187V186H184ZM209 187V186H208ZM42 188H44V186L42 187ZM56 188V187H55ZM60 188V187H59ZM83 187H81V189H82ZM157 188V187H156ZM179 188V187H178ZM205 188V187H204ZM13 189V188H12ZM16 189V188H15ZM71 189H72V186H71ZM70 188H69V190H71ZM75 189V188H74ZM161 189H159V190H161ZM185 189H186V187H185ZM185 189H184V191H185ZM55 190V189H54ZM64 190V189H63ZM84 190V189H83ZM162 190H161V193H162ZM6 191V190H5ZM5 191L3 192V193H5ZM12 191V190H11ZM59 191V190H58ZM77 191V190H76ZM156 192H158V190H155ZM203 191H204V189H203ZM7 192H8V190H7ZM9 192H10V190H9ZM48 192V191H47ZM53 192V191H52ZM63 192V191H62ZM74 192V191H73ZM123 192H124V190H123ZM151 192H153V189H152V191ZM186 192V191H185ZM208 192V191H207ZM207 192H206V194H207ZM215 192V191H214ZM16 193V192H15ZM49 193V192H48ZM56 192H53V195L55 194ZM59 193V192H58ZM160 193V194H161ZM38 194V193H37ZM40 194V193H39ZM60 194V193H59ZM63 194H64V192H63ZM102 194V193H101ZM155 194V193H154ZM205 194V193H204ZM215 194V193H214ZM10 195V194H9ZM12 195V194H11ZM17 196H18V194H16ZM46 195H47V193H46ZM52 195V194H51ZM103 195V194H102ZM202 195V194H201ZM6 196V195H5ZM31 196V195H30ZM72 196V195H71ZM78 196V195H77ZM99 196V195H98ZM157 196V195H156ZM160 196V195H159ZM25 197V196H24ZM35 197V196H34ZM33 197V195H32V199L34 198ZM48 197V196H47ZM49 197H51V196H49ZM53 197V196H52ZM62 197H63V195H62ZM103 197V198H104ZM162 197H164L163 195H162ZM185 197V196H184ZM183 197V198H184ZM189 197V196H188ZM215 197V196H214ZM14 198V197H13ZM29 198H31V197H29ZM28 198V199H29ZM67 198V197H66ZM102 198V199H103ZM160 198V197H159ZM209 198V197H208ZM68 199H70L69 197H68ZM157 199V198H156ZM222 199V198H221ZM220 199V200H221ZM15 200H17V199H15ZM14 200V201H15ZM43 200H45V199H43ZM47 200H49V198L47 199ZM60 200V199H59ZM62 200H63V198H62ZM76 200H77V198H76ZM98 200V199H97ZM155 200V199H154ZM216 200H217V198H216ZM218 200H219V198H218ZM22 201V200H21ZM68 201V200H67ZM70 201H71V199H70ZM99 201H100V199H99ZM160 201H161V199H160ZM210 201H213L212 199L210 200ZM2 202V201H1ZM25 202V201H24ZM31 202V201H30ZM32 202H33V200H32ZM44 202H46V201H44ZM49 202V201H48ZM63 202H64V200H63ZM69 202V201H68ZM74 202H76V201H74ZM192 202V201H191ZM190 202V203H191ZM4 203V202H3ZM2 203V204H3ZM7 203V202H6ZM5 203V204H6ZM8 203H9V200H8ZM15 203V202H14ZM21 203V202H20ZM78 203H79V200H78ZM97 203V202H96ZM103 203H104V201H103ZM158 204H159V202H157ZM161 203V202H160ZM212 203V202H211ZM4 204V207L7 205H5ZM13 204V203H12ZM64 204H65V202H64ZM156 204V203H155ZM196 204V203H195ZM212 204H215V203H212ZM217 204V203H216ZM9 205V204H8ZM21 205H22V203H21ZM26 205V204H25ZM41 205V204H40ZM60 205V204H59ZM72 204H70V206H71ZM101 205H103L102 203H101ZM160 205H162V204H160ZM159 205V206H160ZM190 205V204H189ZM193 205V204H192ZM199 205V204H198ZM37 206H39V205H37ZM55 206H56V204H55ZM74 206V205H73ZM99 206V205H98ZM158 206V205H157ZM156 206V207H157ZM10 207H11V205H10ZM18 207V206H17ZM21 207V206H20ZM23 207V206H22ZM57 207V206H56ZM105 207V206H104ZM188 207H190V206H188ZM192 207V206H191ZM220 207V206H219ZM14 208H15V205H14ZM63 208H64V206H63ZM73 208V207H72ZM163 208H164V204H163ZM224 208V207H223ZM9 209V208H8ZM16 209V208H15ZM18 209V208H17ZM40 209V208H39ZM58 209V208H57ZM56 209V210H57ZM68 209V208H67ZM81 209V208H80ZM190 209V208H189ZM193 210H195L194 208H192ZM192 209L190 210V211H192ZM202 208H200V210H201ZM21 210H22V208H21ZM59 210H60V208H59ZM158 210H160L159 208H158ZM163 210V209H162ZM227 210V209H226ZM23 211V210H22ZM22 211H20V212H22ZM37 211V213H38V209L36 210ZM55 211V210H54ZM19 212V211H18ZM31 212V211H30ZM65 212H66V210H65ZM194 212V211H193ZM203 212V211H202ZM13 213V212H12ZM24 213V212H23ZM25 213H26V211H25ZM55 213V212H54ZM195 213V212H194ZM194 213H192L193 215H195ZM221 213H225V212H221ZM1 214V213H0ZM19 214H21V213H19ZM59 214V213H58ZM67 214V213H66ZM77 214V213H76ZM38 215V214H37ZM75 215V214H74ZM197 216H198V214H196ZM16 217L18 216V215H15ZM59 216V215H58ZM58 216H57V219H58ZM182 216H183V218H182ZM217 216V215H216ZM228 216V215H227ZM18 217H20V216H18ZM23 217H24V215H23ZM26 217V216H25ZM66 217V216H65ZM122 217V216H121ZM158 217V216H157ZM163 217H164V215H163ZM34 218V217H33ZM35 218H37V217H35ZM117 218V217H116ZM156 218V217H155ZM209 218V217H208ZM229 218H230V216H229ZM236 218V217H235ZM234 218V219H235ZM16 219V218H15ZM14 219V220H15ZM19 219H21V218H19ZM29 219V218H28ZM42 219V218H41ZM45 219V218H44ZM53 219V218H52ZM55 219V218H54ZM56 219V220H57ZM217 219H218V217H217ZM216 219V220H217ZM9 220H11V218H9ZM33 220V219H32ZM39 220H40V218H39ZM61 220H63V219H61ZM61 220H58L59 221V223H61ZM114 220V219H113ZM162 220V219H161ZM210 220V219H209ZM231 221H233L232 219H230ZM20 221V220H19ZM28 221V220H27ZM42 221V220H41ZM48 221H49V219H48ZM51 221V220H50ZM54 221V220H53ZM52 221V222H53ZM65 221H66V218H65ZM89 221V220H88ZM120 221V220H119ZM158 221V220H157ZM220 221V220H219ZM218 221V222H219ZM8 222H10V221H8ZM35 222H36V220H35ZM91 222V221H90ZM98 222V221H97ZM97 222H96V224H97ZM123 222H121V223H123ZM144 222H145V225H144ZM221 222V221H220ZM14 223H15V221H14ZM62 223H63V221H62ZM87 223L88 222H86V220H80V219H78V220H76L75 221V223L73 224V228H72V233H71V238H70V240L68 239L70 236L69 235H67V236H69L68 238L66 237V239H68V244L66 245L67 246V249H66V247H65V249L67 250V253H65L64 252V254L66 255V257H65V262H64V264H73L74 262H75V260H76V252L77 251H81V262H83V263H86V264H105V261H104V259H107V257H108V251H107V248L106 247H104V244H106L107 243V241H108V236L109 235H112V234H108V231H103V232H101V234L99 235V236H101V242L103 243V246L102 245H100L99 244V241L98 240H96L95 241V239L94 240H91L90 241V244L85 240V238H84V236H85V233H86V230H87V228H88V226H87ZM119 223V222H118ZM165 223V222H164ZM163 223V224H164ZM166 223H168L167 221H166ZM165 223V224H166ZM231 224H232V222H230ZM229 223V224H230ZM10 224V223H9ZM12 224H13V221H12ZM34 224H36V223H34ZM155 224H157V223H155ZM175 224V223H174ZM177 224H178V222H177ZM177 224H175V225H177ZM222 223H219V225H221ZM231 224H230V226H231ZM233 224H235V221L233 222ZM239 224V223H238ZM255 224V223H254ZM23 225V224H22ZM224 225V224H223ZM236 226H237V224H235ZM256 225V224H255ZM2 226V225H1ZM16 226H19V225H16ZM29 226H30V222H29ZM66 226V225H65ZM119 226V225H118ZM120 226H121V224H120ZM178 226V225H177ZM196 226V225H195ZM222 226V225H221ZM227 226H229V225H227ZM236 226H235V228L233 227V225L231 226V227H233L232 229H233V232H234V229H236ZM14 226L12 225V228H13ZM27 227V226H26ZM38 227H40V225L38 226ZM61 227V226H60ZM224 227V226H223ZM5 228V227H4ZM8 228H9V226H8ZM15 228V227H14ZM160 228V227H159ZM239 228V227H238ZM62 230H63V226H62V228H61ZM118 229V228H117ZM122 229V228H121ZM165 229H166V227H165ZM177 229V228H176ZM231 229V230H232ZM6 230V229H5ZM40 230V229H39ZM50 230H51V228H50ZM97 230H99L98 229V226H97ZM126 230H127V227H126ZM167 230V229H166ZM172 230V229H171ZM218 230V229H217ZM225 230V229H224ZM244 230V229H243ZM3 231V230H2ZM12 231V230H11ZM24 231V230H23ZM45 231V230H44ZM65 231V230H64ZM95 231V230H94ZM118 231L120 232V230L118 229ZM117 231V232H118ZM127 231H129V230H127ZM126 231V232H127ZM172 231H174V230H172ZM171 231V232H172ZM219 232H220V230H218ZM4 232V231H3ZM2 232V233H3ZM20 232V231H19ZM35 232V231H34ZM41 232V231H40ZM47 232V231H46ZM53 232V231H52ZM52 232H51V234L50 235H52ZM63 232V231H62ZM71 232V231H70ZM118 232V233H119ZM123 232H124V230H123ZM152 232H151V235H152ZM241 232V231H240ZM13 233V232H12ZM11 233V234H12ZM15 233V232H14ZM39 233V232H38ZM37 233V234H38ZM56 233V231L54 232V234ZM64 233V232H63ZM121 233V232H120ZM226 233H227V231H226ZM238 233V232H237ZM236 233V234H237ZM3 234H5V233H3ZM9 234V233H8ZM7 234V235H8ZM29 234H30V232H29ZM53 234V235H54ZM58 234H62V233H58ZM116 234V233H115ZM128 234V233H127ZM141 234V233H140ZM150 234V233H149ZM194 234V233H193ZM221 234H223V233H221ZM229 234H230V232H229ZM239 234V233H238ZM240 234H242V233H240ZM14 235V234H13ZM19 235H21V234H19ZM39 235H40V233H39ZM44 235V234H43ZM57 234H55V236H56ZM63 236H64V234H62ZM121 235V234H120ZM142 235V236H143ZM224 235V234H223ZM228 235V234H227ZM3 236V235H2ZM1 236V237H2ZM5 236V235H4ZM11 236V235H10ZM27 236V235H26ZM34 236V235H33ZM45 236V235H44ZM57 236H59V235H57ZM61 236V235H60ZM60 236L58 237V238H60ZM123 237H122V239L124 238V237H127L125 234L124 235H122ZM1 237H0V239H1ZM128 237H129V235H128ZM179 237H180V235H179ZM220 237V236H219ZM224 237H225V235H224ZM17 238V237H16ZM45 238V237H44ZM47 238V237H46ZM57 238V237H56ZM214 238V237H213ZM9 239V238H8ZM65 239V240H66ZM125 239V238H124ZM130 239V238H129ZM128 239V240H129ZM143 239V238H142ZM16 240V239H15ZM29 240V239H28ZM32 240V239H31ZM38 240V239H37ZM42 240H43V238H42ZM53 240V239H52ZM126 240H127V238H126ZM132 240V239H131ZM134 240H136V238L134 239ZM133 240V241H134ZM222 240V238H220V241ZM22 241V240H21ZM27 241V240H26ZM54 241V240H53ZM52 241V242H53ZM59 241H61V239L59 240ZM116 241V240H115ZM118 241V240H117ZM142 241V240H141ZM224 241H226V242H228L227 240H224ZM241 241H242V246L241 247H243V249L245 250V253L248 255V256H251V258H252V256L254 255V253H255V251H257V249H258V244L257 243H255V242H253V241H249L246 237H242L241 238ZM35 242V241H34ZM41 242V241H40ZM50 242V241H49ZM51 242V243H52ZM119 242H121V239L119 240ZM223 242V241H222ZM225 242V243H226ZM238 242V241H237ZM54 243V242H53ZM64 243V242H63ZM188 243V242H187ZM187 243H186V245L185 246H187ZM224 243V242H223ZM55 244V243H54ZM59 244V243H58ZM65 244H66V242H65ZM232 244H234V243H232ZM11 245V244H10ZM19 245V244H18ZM30 245V244H29ZM32 245V244H31ZM40 245V244H39ZM132 245V244H131ZM165 245V244H164ZM163 245V246H164ZM189 245V244H188ZM17 246V245H16ZM51 246H52V244H51ZM65 246V245H64ZM117 246V245H116ZM138 246V245H137ZM136 246V247H137ZM167 245H165L164 247L165 248H167L166 247ZM191 247H193L192 245H190ZM189 246V247H190ZM217 246V245H216ZM219 246V245H218ZM224 246V245H223ZM225 246H228L227 245V243H226V245ZM234 246H236V245H233V248H234ZM9 247V246H8ZM20 247V246H19ZM28 247H31V246H28ZM28 247H27V249H28ZM54 247V246H53ZM162 248V246H158V244L157 243H152V245H150L145 251H143V252H141L139 255H138V257L136 258V260L134 261V263L133 264H157L156 263V261L158 260V251H159V249L160 248ZM172 247V246H171ZM55 248V247H54ZM126 248H128V245H127V243L125 242V244H122V245H118V249H120L121 251H125V249ZM222 248H224V247H222ZM17 249V248H16ZM20 249V248H19ZM56 249V248H55ZM58 249H59V247H58ZM130 249H131V247H130ZM129 249V250H130ZM132 249H134V248H132ZM21 250V249H20ZM23 250V249H22ZM61 250V249H60ZM161 250V249H160ZM4 251H5V249H4ZM50 251H52V250H50ZM57 251V250H56ZM193 251V250H192ZM213 250H209L208 248H205V254L207 255V256H210L212 259H213V261H215V264H242V260L240 259V257L239 256H237L236 254H232V253H229V254H227L226 255V258H223V257H219V255H217V254H215L214 252H212ZM215 251V250H214ZM264 251V250H263ZM18 252V251H17ZM22 252V251H21ZM131 252H132V250H131ZM166 252H167V249H166ZM173 252V251H172ZM258 252V251H257ZM260 252V251H259ZM23 253V252H22ZM34 253V252H33ZM60 253V252H59ZM63 253V252H62ZM127 253H128V251H127ZM126 253V254H127ZM136 253H137V251H136ZM43 254V253H42ZM54 254V253H53ZM57 254V253H56ZM126 254H124V255H126ZM129 254V253H128ZM165 254V253H164ZM257 254H259V253H257ZM2 255V254H1ZM0 255V256H1ZM14 255V254H13ZM12 255V256H13ZM123 255V254H122ZM129 255H131V254H129ZM128 255V256H129ZM223 255H225V254H223ZM261 255V254H260ZM48 256V255H47ZM134 256V255H133ZM244 255H242V257H243ZM259 256V255H258ZM8 257V256H7ZM6 257V258H7ZM14 257V256H13ZM12 257V258H13ZM34 257V256H33ZM64 257V256H63ZM253 257H255V256H253ZM261 257H262V255H261ZM4 258V257H3ZM17 258V257H16ZM49 258V257H48ZM53 258V256L51 257V259ZM56 258V257H55ZM134 258V257H133ZM244 258V257H243ZM242 258V259H243ZM249 258V257H248ZM258 258V257H257ZM263 258V257H262ZM14 259V258H13ZM18 259V258H17ZM62 259V258H61ZM126 259V258H125ZM131 259V258H130ZM224 259V260H223ZM254 259V258H253ZM259 259H261V258H259ZM259 259L257 260V264L259 263L258 261H259ZM50 260V259H49ZM256 260H254L255 262H256ZM10 261H11V259H10ZM15 261V260H14ZM17 261V260H16ZM34 261H35V259H34ZM33 261V262H34ZM53 261H54V259H53ZM62 261V260H61ZM125 261V260H124ZM249 261V260H248ZM263 261V260H262ZM262 261H260L261 263H262ZM7 262V261H6ZM50 262V261H49ZM60 262V261H59ZM246 262V261H245ZM2 264H3V262H1ZM17 263V262H16ZM260 263V264H261ZM15 264V263H14ZM59 264V263H58ZM61 264V263H60ZM130 264V263H129ZM132 264V263H131ZM190 264H195L194 263V261L192 260V259H190ZM201 264V263H200ZM245 264V263H244ZM250 264V263H249ZM253 264V263H252ZM255 264V263H254Z\"/></svg>","mask_w":264,"mask_h":264}]
</instances>
